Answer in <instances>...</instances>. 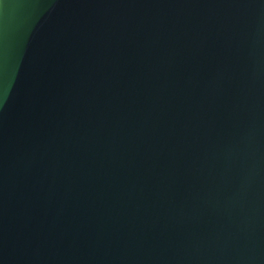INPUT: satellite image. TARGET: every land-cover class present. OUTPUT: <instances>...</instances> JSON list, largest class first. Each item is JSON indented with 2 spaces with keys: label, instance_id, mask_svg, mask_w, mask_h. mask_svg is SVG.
Instances as JSON below:
<instances>
[{
  "label": "water",
  "instance_id": "obj_1",
  "mask_svg": "<svg viewBox=\"0 0 264 264\" xmlns=\"http://www.w3.org/2000/svg\"><path fill=\"white\" fill-rule=\"evenodd\" d=\"M0 264H264V0H0Z\"/></svg>",
  "mask_w": 264,
  "mask_h": 264
}]
</instances>
